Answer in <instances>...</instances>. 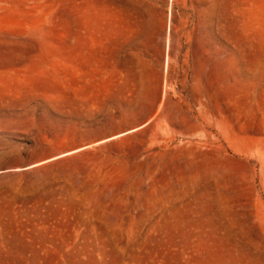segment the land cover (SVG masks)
Segmentation results:
<instances>
[{"label":"rangeland","instance_id":"1","mask_svg":"<svg viewBox=\"0 0 264 264\" xmlns=\"http://www.w3.org/2000/svg\"><path fill=\"white\" fill-rule=\"evenodd\" d=\"M0 264H264V0H0Z\"/></svg>","mask_w":264,"mask_h":264}]
</instances>
